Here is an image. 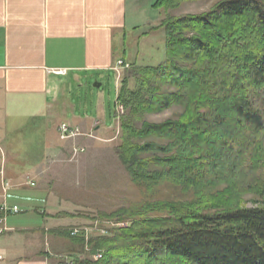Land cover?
<instances>
[{"label": "trees", "instance_id": "obj_1", "mask_svg": "<svg viewBox=\"0 0 264 264\" xmlns=\"http://www.w3.org/2000/svg\"><path fill=\"white\" fill-rule=\"evenodd\" d=\"M201 1L153 6L167 13L150 29L165 31L166 60L134 66L118 90L116 155L141 199L100 215L130 224L91 240L100 260L82 258L84 239L69 238L71 264H264V0L168 14Z\"/></svg>", "mask_w": 264, "mask_h": 264}, {"label": "crops", "instance_id": "obj_2", "mask_svg": "<svg viewBox=\"0 0 264 264\" xmlns=\"http://www.w3.org/2000/svg\"><path fill=\"white\" fill-rule=\"evenodd\" d=\"M155 2L0 0V109L7 112V107L17 100L33 107L43 105L44 111L27 124V127L30 124L37 126L39 119L55 118L66 108L59 105L62 98L59 79H71L74 84L83 86L92 79L106 78L104 74L115 73L118 62L134 64L128 59V40L140 38L137 33L141 24H145L146 30L155 26L160 14L153 7ZM130 31L136 35L128 37ZM55 70L65 74L56 75ZM117 77L116 74L119 90ZM99 85L103 86L102 83ZM98 108L100 116L96 122L74 120L67 114V121L58 124L55 130L58 132L61 124H68L79 128L84 135L108 140V134L114 131L101 123L106 118L101 101ZM115 125V131H118L117 121ZM11 135L1 134L0 143L7 142ZM80 138L89 139L86 136ZM60 149L46 145L42 155L40 152L32 156V160L27 159L28 168L15 175L0 146V170H4L10 184L7 201L27 212L21 211L8 218L7 226L11 231L0 239V264H59L57 259L66 257L64 253L68 251L61 250L60 245L64 239L70 241V237L64 232L80 225L68 206L52 193L26 195L13 190L34 187L35 181L31 180L54 181V176L37 169L42 168L46 160L60 156ZM19 182L24 184L19 185ZM2 183L0 177V196L3 194Z\"/></svg>", "mask_w": 264, "mask_h": 264}, {"label": "rangeland", "instance_id": "obj_3", "mask_svg": "<svg viewBox=\"0 0 264 264\" xmlns=\"http://www.w3.org/2000/svg\"><path fill=\"white\" fill-rule=\"evenodd\" d=\"M218 1L221 0L187 3L180 9L171 11L168 14L173 16L200 14L210 10ZM159 13L158 21L154 27L159 26L167 16L166 12L161 11ZM141 25L142 28L137 33L139 39L130 37L136 35L133 31L128 34V37H130L127 45L128 59L134 64H128L129 68L121 72V79L134 66L138 68L158 67L166 60L165 31L159 30L150 33L148 28V30L145 29V24ZM104 76L106 78L102 80L99 78L92 79L85 82L83 86L74 84L71 79H59L62 82L59 93L62 98L59 105L62 106V109L64 108L63 105L66 108L64 112H60L55 118L39 119L37 126L30 124L27 127V124L33 121V117L44 111L43 105L33 107L32 104L17 100L7 107V112L0 109V136L1 134L11 135L17 131L9 137L10 139L7 142L0 143L7 154L8 167L15 175L19 171L28 168L27 159L32 160V156H36L40 152L42 155L46 145L61 148L60 156L52 157L51 161L46 160L42 168L38 167L37 169L54 176L55 182L53 179L46 182L41 179L31 180L25 178L26 181H35V186H25L24 189L17 188L13 190H18L21 194L26 195L47 192L61 199L73 213L72 216L79 221L80 225L74 228L89 227L93 229L90 232L88 243L85 242L83 236L75 237L84 239L86 245L81 257L91 261H96L95 256L104 253L103 250L91 248L90 242L92 239L111 237L120 230L117 225L126 224L128 227L130 225L129 222L103 219L100 215L128 207L141 199L129 174L116 155V148L120 145V128L115 131V103L118 96L116 74L111 72L108 75L104 74ZM101 83L103 84L102 87L95 88V84ZM131 87L134 88L133 83ZM99 101L102 102L106 112V118L102 119L101 123L114 133L108 134V140H101L90 134L86 136L89 139L79 137L80 139L76 138V141H64L68 143L63 144L55 127L61 122L67 121V114H69V117H74V120L86 119L91 123L96 122L100 116ZM178 112L179 110L172 109L160 115L149 116L147 121L161 123L175 116ZM121 120L122 118L117 122L119 127ZM76 148L79 151L75 153L74 149ZM81 149L83 151H80ZM15 156L16 158H14ZM18 184L24 183L19 182ZM246 201L249 208L258 206L251 195L246 197ZM259 202L260 205L264 204V200ZM21 211L27 214L25 210L21 209ZM96 228L106 230V234H101L95 230ZM64 233L68 235L67 231ZM68 237L70 236L68 235ZM60 246L61 250L66 249L68 252L64 253L66 257L62 256L57 260L65 264H68V262L71 264V257L73 251H75L73 243L64 239L61 241Z\"/></svg>", "mask_w": 264, "mask_h": 264}, {"label": "built area", "instance_id": "obj_4", "mask_svg": "<svg viewBox=\"0 0 264 264\" xmlns=\"http://www.w3.org/2000/svg\"><path fill=\"white\" fill-rule=\"evenodd\" d=\"M129 65L126 64L124 61L118 62L117 66L114 68L115 73L117 74V79L118 81H120V77H121V72L125 69H128ZM54 74L56 75H63L65 74L64 71H58L55 70L53 71ZM125 115V107L123 105V103L118 99L117 96V100L115 103V118L116 121L118 122V120H120L123 116ZM58 133L60 136V140L61 141H69V140H75L76 138L82 137V136H87L82 134V132L80 131L79 128H74L71 127L68 124H61L58 128ZM91 137V136H89ZM92 138V137H91ZM79 149H74V152H78ZM80 151H83V149H81ZM0 177L3 180L2 183V190H3V194L0 196V239L7 234L9 231H11L8 226H7V220L10 216H14V215H18L21 210L18 206H13L10 205L7 201L6 195L7 192L10 188V184L6 181L5 179V172L3 169L0 170ZM117 227H119L120 229H125L128 226L126 224H120L117 225ZM92 228L89 227H85L83 229H79V228H71L70 230H68V235L72 238L75 237H79V236H83L85 237V242L88 243L89 238H90V232L92 231ZM97 231H99L101 234H106V230L103 229H95ZM85 243V245H86ZM102 258L101 254H98L95 256V260L98 261ZM69 264V262H68Z\"/></svg>", "mask_w": 264, "mask_h": 264}, {"label": "water", "instance_id": "obj_5", "mask_svg": "<svg viewBox=\"0 0 264 264\" xmlns=\"http://www.w3.org/2000/svg\"><path fill=\"white\" fill-rule=\"evenodd\" d=\"M95 88H100V85L98 84V85H95Z\"/></svg>", "mask_w": 264, "mask_h": 264}]
</instances>
